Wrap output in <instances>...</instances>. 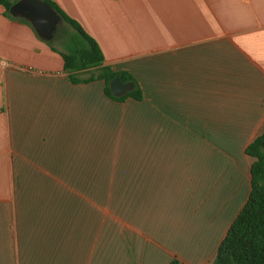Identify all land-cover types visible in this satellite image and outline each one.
<instances>
[{
    "label": "crops",
    "instance_id": "obj_1",
    "mask_svg": "<svg viewBox=\"0 0 264 264\" xmlns=\"http://www.w3.org/2000/svg\"><path fill=\"white\" fill-rule=\"evenodd\" d=\"M53 1L142 98L71 83L0 5V264H210L264 131V0Z\"/></svg>",
    "mask_w": 264,
    "mask_h": 264
},
{
    "label": "trees",
    "instance_id": "obj_2",
    "mask_svg": "<svg viewBox=\"0 0 264 264\" xmlns=\"http://www.w3.org/2000/svg\"><path fill=\"white\" fill-rule=\"evenodd\" d=\"M14 1L16 0H0L5 14L10 17L13 16L8 10ZM43 1L73 29V32L67 35L64 51H59L52 45L56 29L51 38L45 40L50 48L61 56L63 69L67 72V78L71 83L102 80L104 94L113 100L123 101L127 97L142 98L141 90L131 75L112 70L108 65L103 64L104 57L99 45L76 20L68 16L53 0ZM14 18L28 24L34 30L28 20ZM35 33L37 34L36 31ZM81 72H89V74L80 77ZM115 76H119L123 82H133L132 89L120 97L113 96L109 89V82ZM245 152L254 158L250 166V190L246 201L219 242L215 257L210 264H264V131L246 145ZM168 264H178V261L172 259Z\"/></svg>",
    "mask_w": 264,
    "mask_h": 264
},
{
    "label": "water",
    "instance_id": "obj_3",
    "mask_svg": "<svg viewBox=\"0 0 264 264\" xmlns=\"http://www.w3.org/2000/svg\"><path fill=\"white\" fill-rule=\"evenodd\" d=\"M9 14L28 20L39 37L48 40L54 33L61 18L43 0H16L9 7ZM133 87V82H123L115 76L109 82V89L113 96H123Z\"/></svg>",
    "mask_w": 264,
    "mask_h": 264
},
{
    "label": "rangeland",
    "instance_id": "obj_4",
    "mask_svg": "<svg viewBox=\"0 0 264 264\" xmlns=\"http://www.w3.org/2000/svg\"><path fill=\"white\" fill-rule=\"evenodd\" d=\"M71 32H73V29L71 27H69V25H67L63 21H61L57 24V28H56V31L54 33L55 39H53V41L59 39L60 40L59 42L65 46L66 42H67V35H68V33H71ZM91 71L95 73V71H93V70H91ZM88 74H89V72H82L80 75L85 77Z\"/></svg>",
    "mask_w": 264,
    "mask_h": 264
}]
</instances>
